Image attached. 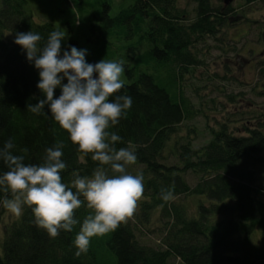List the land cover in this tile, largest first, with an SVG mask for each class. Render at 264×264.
Instances as JSON below:
<instances>
[{
    "label": "trees",
    "instance_id": "1",
    "mask_svg": "<svg viewBox=\"0 0 264 264\" xmlns=\"http://www.w3.org/2000/svg\"><path fill=\"white\" fill-rule=\"evenodd\" d=\"M222 1L2 0L0 147L11 138L14 154L41 164L45 150L63 141L67 169L61 175L69 185L74 171L89 176L98 166L91 154L77 151L50 113L27 108L44 96L39 70L14 43L16 33H39L43 46L49 33L63 31L61 55L83 43L91 50L88 63L123 61L124 87L117 95L131 96L133 104L110 131L122 137L117 149L130 147L137 155L127 171L143 174L144 194L127 223L92 237L80 257L73 241L89 214L86 206L76 210L73 230H60L56 238L35 225L25 206L4 226L0 264H264V108L250 102L241 110L242 92L224 90V100L212 97L222 88L204 94L215 80H232L211 73L207 62L213 48L233 46L227 28L244 21L264 40V23L246 15L248 6L264 9V0H240L238 7ZM60 94L55 89V97ZM256 94L264 96V87ZM199 117L211 134L202 145L195 144ZM7 170L0 162V173ZM169 188L174 199L165 203L160 193ZM6 211L0 204V222ZM152 235L159 239L142 241Z\"/></svg>",
    "mask_w": 264,
    "mask_h": 264
},
{
    "label": "clouds",
    "instance_id": "2",
    "mask_svg": "<svg viewBox=\"0 0 264 264\" xmlns=\"http://www.w3.org/2000/svg\"><path fill=\"white\" fill-rule=\"evenodd\" d=\"M65 35L54 30L41 46L39 33H16L14 43L26 50L28 61L39 70L37 88L44 96L27 108L34 114L50 113L69 134L71 143L78 145L77 151L91 154L98 166L89 176L74 171L69 185L61 175L67 169L62 160L63 141L45 150L43 163L31 164L25 163L24 155L14 154L10 138L0 147V162L8 169L0 173V204L16 217L22 215L24 206L31 208L35 225L45 229L50 238H56L60 230L72 231L79 223L76 210L86 206L89 214L73 241L74 255L80 257L88 252L92 237L114 232L134 216L144 194V176L127 171L137 155L130 147L117 149L122 137L110 131L133 104L131 96L117 95L124 87L123 61L88 63L87 50L75 46L61 55ZM57 88L61 89L58 98ZM160 198L165 203L172 201V188L162 189Z\"/></svg>",
    "mask_w": 264,
    "mask_h": 264
},
{
    "label": "rangeland",
    "instance_id": "3",
    "mask_svg": "<svg viewBox=\"0 0 264 264\" xmlns=\"http://www.w3.org/2000/svg\"><path fill=\"white\" fill-rule=\"evenodd\" d=\"M182 2L184 0H181ZM215 3H219L220 0H213ZM34 2V1H33ZM186 2V0H185ZM183 2V4H185ZM224 2V1H222ZM234 6L238 7L241 5L240 0H234L232 2ZM2 4V0H0V7ZM250 9L247 10V17L252 20H258L264 23V9H257L256 6H248ZM244 22V21H243ZM241 22L235 23L232 27L227 28V38L230 39V46L226 49V51H221L219 49L213 48L212 53L207 59V62H210V72L215 74H220L221 76L231 77L232 80L226 81L221 78L220 80H215L214 86H209V90L204 94L207 95L210 92V89H221L220 92H214L212 97H216L218 100H224V90L226 93H240L242 92L244 95L238 102L239 108L243 110L246 107L251 108L249 105L250 102H254L255 107L264 108V96H259L256 94L257 91L263 90L264 84V40L260 37L259 28L255 25L251 26L250 24H246ZM212 44H217L214 40L210 41ZM79 49H86V61L90 55V47L86 45H81ZM205 71V69H202ZM263 71V72H262ZM121 79H124L121 76ZM217 86V87H216ZM191 93V91H189ZM210 97V96H209ZM243 100V101H242ZM235 104H229L226 108L228 110H232L233 112ZM220 107L218 108V113L221 115ZM227 110V109H226ZM212 114L218 116V114L214 113L211 110ZM236 110H234L235 112ZM249 112V111H248ZM211 116V115H210ZM213 119V116H211ZM239 118V117H238ZM195 125L199 130V138L195 142L196 145H202L206 139L211 137V134L206 129V119L205 117H199L194 121ZM25 207V206H24ZM24 210V208H23ZM21 217V216H20ZM20 217H16L6 211L3 215V219L0 222V238L4 236V226L5 224L13 221L15 219H19ZM155 239H159L154 235L147 236L146 238H142V241L145 242H153Z\"/></svg>",
    "mask_w": 264,
    "mask_h": 264
},
{
    "label": "water",
    "instance_id": "4",
    "mask_svg": "<svg viewBox=\"0 0 264 264\" xmlns=\"http://www.w3.org/2000/svg\"><path fill=\"white\" fill-rule=\"evenodd\" d=\"M225 4H231L234 0H223ZM264 87V85H263Z\"/></svg>",
    "mask_w": 264,
    "mask_h": 264
},
{
    "label": "flooded vegetation",
    "instance_id": "5",
    "mask_svg": "<svg viewBox=\"0 0 264 264\" xmlns=\"http://www.w3.org/2000/svg\"><path fill=\"white\" fill-rule=\"evenodd\" d=\"M264 85V84H263Z\"/></svg>",
    "mask_w": 264,
    "mask_h": 264
}]
</instances>
